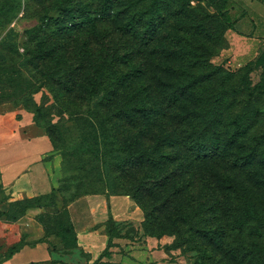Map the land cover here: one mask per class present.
Wrapping results in <instances>:
<instances>
[{
    "label": "trees",
    "instance_id": "1",
    "mask_svg": "<svg viewBox=\"0 0 264 264\" xmlns=\"http://www.w3.org/2000/svg\"><path fill=\"white\" fill-rule=\"evenodd\" d=\"M225 1L204 0L202 7L191 0H0V54L18 53L17 42L4 40L10 25L28 14L35 18L22 43L33 77L19 76L28 90L19 100L63 157L84 153L120 175L146 173L132 195L116 194L143 212V235L174 237L169 250L195 251V264H264V134L253 132L264 111L248 108L262 102L264 90L249 86L247 71L211 62L223 44ZM18 79L9 78L8 85ZM41 89L70 126L59 131L38 122L40 107L31 96ZM94 97L99 100L92 106ZM72 129L78 136L70 143ZM68 181L49 195L24 198L17 218L55 207L51 195L68 196L55 216L91 195H79ZM65 219L56 231L40 216L37 221L47 235L75 245ZM103 226L109 249L126 225L109 219Z\"/></svg>",
    "mask_w": 264,
    "mask_h": 264
},
{
    "label": "crops",
    "instance_id": "2",
    "mask_svg": "<svg viewBox=\"0 0 264 264\" xmlns=\"http://www.w3.org/2000/svg\"><path fill=\"white\" fill-rule=\"evenodd\" d=\"M252 6L254 12L239 15L235 20L230 48L235 57L256 55L264 44V34H261L264 32V6L257 0H253ZM256 31L260 33L254 34ZM51 151L44 129L34 123L31 113L9 103L0 104L1 189L12 192L17 198L49 195L54 187L43 158ZM44 211L47 210L29 209L13 222L12 228L17 236L14 243L22 239L24 245L9 257H5L7 250L2 252L0 249V264H95L106 261L113 264H162L165 255L160 249L163 246L161 240L141 238L140 242L127 247L130 242L114 239L112 243L129 248L125 257L116 255V248L108 249L103 225L109 219L141 232L143 212L128 196L91 194L70 203L65 212L72 226L75 245L45 233L37 221ZM105 251L113 252L111 259L103 257ZM155 254L159 255L157 259Z\"/></svg>",
    "mask_w": 264,
    "mask_h": 264
},
{
    "label": "rangeland",
    "instance_id": "3",
    "mask_svg": "<svg viewBox=\"0 0 264 264\" xmlns=\"http://www.w3.org/2000/svg\"><path fill=\"white\" fill-rule=\"evenodd\" d=\"M260 5L264 6V0H257ZM253 0H226L225 2H221V6L223 7L222 16L225 23V30L223 31V44L220 46V49L217 50L216 55L212 58L211 62L214 65H220L224 69L230 72H242L247 71V79L250 87H259L260 90H264V58L261 59V55H251L248 57H235L233 52L231 51L234 33L235 20L239 15L245 16L247 13L254 12L252 6ZM207 3L204 0H191V6H202L206 7ZM210 5V1L208 3ZM212 5V3H211ZM253 20V19H252ZM255 22V20H254ZM37 25V21L31 15H26L24 17L18 18V20L10 25V35L5 37V43L10 45L11 42L15 41L18 44V53L14 57H5L0 54V104L9 103L12 106H19L23 109H26L23 105V100H19V97L24 94V91H28L26 87L19 83V76H23L24 78H32L33 74L30 70L24 66L26 63V59L24 58L25 52L22 43L25 40L24 32L35 27ZM261 28V25H260ZM264 30V26H263ZM238 31V28H237ZM242 31L245 29L242 28ZM1 32V30H0ZM260 32L254 33L259 34ZM264 34V32H261ZM261 53L264 51L263 48L260 49ZM259 50V52H260ZM12 55V54H9ZM257 56V57H256ZM13 58V59H12ZM241 64V65H240ZM8 69H5V68ZM19 78L14 85H8L9 78ZM33 83V80L31 81ZM231 98V97H229ZM241 100L246 101V95H242ZM25 100V99H24ZM31 100L36 103L38 107H40V114L38 115V122L43 124H52L56 125L60 130L63 129L64 126H70L68 117L63 113L60 106L57 105L51 94L45 90L41 89L38 93H35L31 96ZM99 100V97H94L91 99V105L94 106ZM32 104V103H31ZM256 107H261L262 111H264V97H262V102L257 104H251L248 108L250 110L256 109ZM31 108V107H30ZM27 110V109H26ZM242 111V107L234 109L231 112L238 113ZM244 111V110H243ZM33 116V115H32ZM254 134H264V121H258L256 128L254 129ZM67 138L70 139L71 142H76L78 133L76 130H70L66 133ZM61 139L64 138L63 135H60ZM93 157L88 154H78L77 157L66 158L63 157L61 149H57L56 151H51L49 155L43 158V165L49 175V178L52 182L54 189L58 187V185L64 179H69L70 181L64 183L69 187H79L80 192L79 195L82 194H106V195H116V194H133L134 187L144 178L146 173L135 171L129 172L125 175H120L118 172L108 170L106 166L102 165L99 161H95L92 159ZM84 169V171L81 169ZM54 201L56 202L55 207H45L47 211L45 213L39 215L41 218V222L47 226L48 231H56L58 229L57 223L62 224V226H66L65 213H62L59 216H55L54 212L57 211L58 208L63 207L65 200L68 199V196H55L51 195ZM24 198H17V196L12 195V192H8L7 190H3L0 187V249L2 252L8 250L15 244L19 243L14 241L17 239L14 229L12 228L13 222H15L19 216L21 210L26 207V203L22 202ZM150 199V198H149ZM145 200H148L145 198ZM50 198L43 199L41 203H48ZM33 203V202H32ZM38 203V202H36ZM61 219V221H59ZM7 228V229H5ZM5 230V231H4ZM141 238H151L143 235V230L137 231L132 227L124 226L121 230L120 238L124 239L127 242V247L131 245V243H137L141 241ZM156 239V238H153ZM21 242L23 241L20 239ZM160 243L163 245L160 249L163 251L164 259H161L162 264H195L197 262V254L193 250H189L187 248H179L174 250H169L170 246L174 242V237L163 236L160 239ZM123 248V246L113 243L111 248H116L115 254L128 256L129 253L127 250L129 248ZM113 252H106L103 257L107 260L111 259V255ZM159 255L155 254L154 258L157 259ZM96 264H113L108 261L104 263H96ZM145 264V263H144ZM151 264V263H150Z\"/></svg>",
    "mask_w": 264,
    "mask_h": 264
}]
</instances>
